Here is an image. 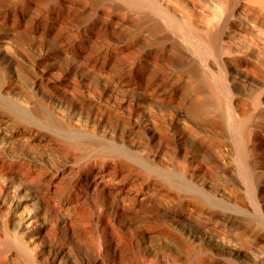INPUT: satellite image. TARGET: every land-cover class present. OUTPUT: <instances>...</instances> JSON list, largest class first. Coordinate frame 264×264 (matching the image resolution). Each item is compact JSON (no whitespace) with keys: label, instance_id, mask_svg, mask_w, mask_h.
Here are the masks:
<instances>
[{"label":"rangeland","instance_id":"374dc122","mask_svg":"<svg viewBox=\"0 0 264 264\" xmlns=\"http://www.w3.org/2000/svg\"><path fill=\"white\" fill-rule=\"evenodd\" d=\"M22 1L0 0V5H4L0 6V36H9L10 40H12L10 43L12 50L16 53L24 54L30 59L29 61L21 59L23 74L20 75L22 77L19 78L18 82V88L27 97L26 99L29 100L30 97V105L28 108H24L23 106H26L27 103L22 101L19 103V100L16 99L17 103L15 102V98L9 97L10 99H8L0 94V123L3 121L2 124L7 125V127L10 123L11 127H9L11 129L15 128L14 130L16 128L19 130L22 127L20 130L25 128L24 131H26L28 128V133H32L33 135L28 134L30 135L28 138L27 135H22L20 136L22 139L15 136L16 138L12 139L13 143L11 142L7 148H0V164L3 165L4 160V164H7V168L5 166L3 168L4 170L6 168V170L2 169L0 172V188H3V191L0 189V227H5L11 237L15 236V241H17V235L14 234L8 223V215L13 209L15 197L19 195L29 196L30 194L44 195L48 199L51 197L49 200L52 199V205L50 203L47 209L48 212L46 211V215H49L45 216L53 225H51V230L54 234H52V238L54 241L63 240L64 236L60 234L61 232L59 229H56L58 228L56 226L59 216L67 210L59 203L63 197L60 194L61 197H59L58 190L56 194L53 190H50L49 183L53 181L52 175L55 174V169H62L64 167V174L59 178L61 180L59 188L63 185L62 188L65 189L64 185H68L72 179H76L77 177L78 179L82 178V169L84 168L83 164H86L84 163L86 158L88 157L85 162H88V159L93 154L98 157L99 153L103 151L102 153L107 156L104 157L101 154V157L108 159H105L107 162L105 161V165L101 168V171L106 174H104L106 181L96 189V192L91 191L89 192L90 194L86 195V197L88 196L87 198L81 199L82 203L80 205L83 206V209L79 215H77L78 213L76 214L78 217L75 216V232L77 234L74 242H68L69 250L77 260L80 258L77 255L76 247L84 251L87 256L86 264H93L95 261H99L101 264H203V261L207 262H204V264H213L214 262V264H222L223 262H219L222 260H224V264H236L235 262L237 261L225 260L221 256L219 258L221 257L220 259L222 260L218 259L217 261L216 259L214 262L210 260L212 256L218 258V255L209 254L211 251L210 241L197 228L203 227L208 232L215 233L217 229L215 225L212 224L213 228L216 227L215 230L213 228H211L212 230L209 229L212 227L211 225L208 227L211 224L208 220L213 219L211 217H214V219L215 217H220L217 223L220 222L221 224L219 225L225 229L224 231L228 230V235H226L232 236L237 243L247 245V247L252 248L257 253L259 249L264 251V214L259 212H257L259 214L244 213L233 203L235 199L241 200L243 193L238 188L235 181L236 175L231 169L232 156L229 148V146L231 147V143L226 135L227 128L225 127V121L222 119L224 118V113L222 114L215 107L216 110H214L212 108L214 104L203 102V100L200 101L199 99L200 97L202 98L203 91H199L201 89L198 87L186 84L187 82L182 78L183 74L180 81L181 78L178 72L180 71L179 74H181L182 71L175 67L176 64L172 58H165L164 61L175 67L177 73H174L176 72L175 69L163 71L166 69L159 66L156 67L157 65L153 59L141 57L143 50L149 52L150 56L159 55V53L157 49H154L155 47L142 39L137 41L140 38L136 36L131 37L132 33L130 34V31L126 27L119 24L115 25L113 22L101 21L90 11L62 6L58 0ZM27 1L34 4L38 3L39 6H37L40 9L31 6ZM14 7L17 9L16 11L12 10V8L15 9ZM20 7L23 8L21 9ZM23 9L24 11H22ZM18 13L22 15L19 16ZM53 13L58 14L60 18L52 16ZM61 17L63 20L69 22L71 26L63 25ZM18 22L24 26L25 33L16 28ZM25 24H28V26ZM39 28L40 30L44 29L41 32H37ZM87 31H97L95 33L99 34L98 40L89 38L86 34L88 33ZM126 31L127 34L125 33ZM132 38L133 41H130V43L137 49V52L132 54L134 57L131 55L122 59L123 57L117 56L116 53L103 46V41H108L111 45L114 44L116 46L120 41H128ZM33 45H36L38 48L44 47L40 48L45 49L41 52L42 55L32 50ZM56 50L59 55L57 57L51 56L50 52H56ZM47 51L49 52L48 54ZM81 63H86L90 68L82 72L79 69ZM1 66L0 77L2 79H0V85L2 86L6 78L5 75L1 76V72L6 74V69L3 66L1 68ZM33 67L36 68L34 69ZM92 68L95 70H91ZM47 69L49 71L53 70L52 72L57 77H55L57 89L53 85L49 86L46 78L42 80V83L52 91L53 95L57 96L58 93L59 95L63 94L70 103L74 101L73 103L85 106L89 112L97 108L101 113L103 112V114L110 117L109 121L111 120L113 125L109 121L107 124H110L111 127L117 125V130L120 133H122L121 131L126 132L130 127L137 126L136 120L130 115H134V109L136 108L131 103L134 102L136 96L141 97L142 103L148 110L147 118L159 129L163 142L168 146L167 155L171 165L167 167V165H162L157 161H150L143 154H127L128 152L126 153L122 149L120 151V148H117L116 145L115 147L113 141H111L112 143L110 141L107 143L110 139L106 141L105 138L103 141L107 146L103 143L100 144L99 142H102L103 138L97 134L95 135L96 138L92 137L91 135L95 134L93 133V129L90 131L89 129H83L82 133L80 129L78 131L72 127L69 121L61 122V120L51 116L50 112L52 113V111L48 97L36 93L31 84L34 72H46L48 71ZM82 74L89 76L88 83L93 91L91 95L84 88ZM182 83L185 84L183 85ZM106 87H117L119 99L129 101L126 103V107L120 109V107L117 108V106H113L107 102L109 96L106 94ZM45 101L48 104L46 103L44 107ZM40 104H42V107L38 111ZM20 105L23 106L21 107ZM30 107L34 108L31 109ZM41 108L46 109L45 112L43 110L44 114ZM26 111L27 113H24ZM46 113L50 115L47 116L48 118L40 116L42 114L44 116ZM52 115L54 114L52 113ZM218 115L222 116V118L219 119ZM51 117H54L53 121L55 125H53V121H49L52 120ZM216 117L220 122L218 119L216 120ZM56 121L59 122L56 123ZM14 125L21 126L18 128V126L15 127ZM65 125L66 127L69 126L65 128ZM215 125L217 127L222 125L225 130L222 127L221 131V127H218L220 128L218 129L214 127ZM61 126L64 127L61 128ZM9 129L7 128V130ZM86 130L87 132L85 133L84 131ZM215 130L224 133L222 135L216 134ZM179 134H183V141H177ZM98 136L102 138L99 141L97 140L100 138ZM39 138L42 140L40 141ZM93 141L100 145L96 144V146L94 144L96 146L94 147ZM87 142H92L91 146L94 147L93 150ZM85 144L89 145L91 148L88 147V149L90 148L92 151L87 149L88 152H86L84 150L86 149L84 148ZM103 145L104 147H102ZM99 146L106 150L98 148ZM183 148L184 150H182ZM95 149L96 152H94ZM194 149L204 150L203 161L207 162L210 166L207 178L211 179L216 185L224 186L230 195L229 198L233 202L226 198L225 200L220 199V205H217L219 203L213 204L210 201L213 199L212 201L214 202L215 199L211 193L207 194L209 191L201 189L196 181L194 182L193 179L188 178L184 174L186 173L185 170H187L185 166L189 164H186L183 160V154L189 153L191 150L194 151ZM4 150L6 151L4 152ZM118 150L121 155L118 154ZM33 152L40 155L43 154L42 156L45 160L32 158L31 154ZM124 155L126 156L124 157ZM263 156L264 152L261 153V157ZM221 158L225 159L224 163L220 161ZM178 164H181L185 168H182ZM172 165H175V167ZM180 171L181 173L183 171V174ZM263 174L260 173L258 176ZM63 176L64 178L61 179ZM261 177H264V175ZM81 180L83 182V179ZM56 199H59V201ZM52 201H57L59 204L56 202L57 204L55 205ZM237 202L239 201L237 200ZM186 211L188 214L189 212L195 213L193 215V217H196L194 221L197 225H200L198 227L192 226L193 233L195 231L199 232V239L194 244L186 243L185 238L183 239L185 235L184 231L174 225L175 220L179 218L176 216H180L183 212L186 214ZM203 212L205 215L207 214L208 220L207 218L205 220L204 218L197 217L199 214H203ZM196 213L199 214L195 216ZM116 217L122 222L118 223L115 220ZM204 220L205 223L203 222ZM206 222L209 224L207 225ZM121 223L131 224L126 229ZM227 225L228 227H225ZM229 230L235 232L234 235H231ZM182 233H184L183 236ZM20 240L17 243L15 242V245H19L18 247L23 243ZM12 241L14 242V238ZM109 242L117 250L116 255L110 247L103 245ZM197 244L198 248L196 247ZM191 245L195 246L194 250L192 248L193 251L190 250L189 246ZM200 245L202 249H208H203L201 252ZM21 246L23 250L24 245L22 244ZM207 250L210 251L208 252ZM205 251L206 253L208 252L207 255L209 257L206 255L207 258L204 256L206 254ZM202 254H204V258H202L203 256L201 257ZM37 263L45 264L44 262Z\"/></svg>","mask_w":264,"mask_h":264},{"label":"bare ground","instance_id":"6f19581e","mask_svg":"<svg viewBox=\"0 0 264 264\" xmlns=\"http://www.w3.org/2000/svg\"><path fill=\"white\" fill-rule=\"evenodd\" d=\"M58 2L62 6H69L90 11L101 21L113 22L115 25L119 24L120 26L126 27V29L130 31V34L132 33L131 37L136 36L140 38L137 41L142 39L149 45L155 47L154 49H157V52L159 53V55L150 56L149 52L142 49L143 51L141 52V57L143 56L147 59H153L154 63L157 65L156 67L159 66L166 69L163 71L175 69L176 72H173L177 73L176 68L181 69L182 73L179 74L180 71L178 70V75L181 78V75L183 74L182 78L187 83L185 81L182 82L198 87L201 89L199 91H203L202 98L200 97L199 100L214 104V106H212L214 110L218 109L222 114L224 113V118H222V116L220 117L219 115L218 118L224 119L226 124V135L230 139L229 142L231 143V147L229 146L232 156L231 169L236 175L235 181L238 188L243 193V198L241 200L235 199L233 202V200L229 198L230 195L224 186L216 185L211 179L207 178V172L208 168L210 170V166L207 162L203 161V149H194V151H192V149L190 152L188 151L189 153L183 154V160L186 162V164H189L188 166H185L187 167V170L184 169L186 171L184 174H186L188 178L190 177L193 179L194 182L196 181L201 189L209 191L207 194L211 193L215 199V203L212 201L213 199L210 201L213 204L219 203L217 205H220V199L225 200L227 198L230 199L234 205L244 213L253 214L259 212L264 214V177H261L264 174L258 176V174L264 173V156L261 157V153L264 152V0H58ZM29 4L36 9H40L38 7V3L34 4L33 2H29ZM14 8L15 9L12 8V10L16 11V7ZM22 11H24V9ZM21 13H18L19 16L22 15ZM52 16L55 18H60V16L55 13H53ZM61 21L63 25H70V23L66 20H63L62 17ZM18 23L16 28L19 31L25 33L24 26ZM25 25L28 26V24ZM42 29H37V32H41ZM127 31L125 32L126 34ZM95 32L92 31L86 34L89 38L98 40L99 34L97 35ZM11 41L12 40H10V37L7 35L0 36V65L6 69V74L1 72L3 74H1V76L5 75L6 79L3 78L5 82H3L4 84L2 86L0 85V94L2 96L4 95V97L8 99L11 97L15 98V102H17V99L19 100V103L20 101L27 103L25 106L24 103L21 102L24 106H20L28 108L30 105V97L29 100L26 99L27 97L23 95V93L19 90L20 88H18V82L19 78L22 77H20V75L23 74V65L21 63V59L25 61H29L30 59L26 55L16 53L14 50H12L10 44ZM130 41H133V38L128 41H120L116 46H114V44L111 45L110 42L108 43V41H103V46L116 53L117 56L119 55V57H123L122 59H124L125 57L131 56L137 52V49L130 43ZM134 42L136 43L135 40ZM40 48H38L36 45H33L32 50L42 55L41 52H43L45 49ZM48 53L49 52L47 51V54ZM50 55L57 57L59 54L56 50V52L51 51ZM165 58H172L176 64V68L169 65V63L167 64L164 61ZM2 66L1 68H3ZM88 68H90V66H88L86 63H81L79 66V69L82 72ZM93 68L91 70H95ZM52 71H41L40 73L38 72L39 74L37 72L36 74L34 71V73L31 72L34 74L31 78L32 87L36 93L48 97V102L50 103L51 107L50 109L54 114L52 115L50 112L51 116L56 117L58 120H61V122L69 121V124L72 127L76 128L77 130L80 129V131L83 129H89V131L93 129L94 132H92L95 134L91 135L92 137L96 138L95 135L97 134L103 138L102 139L100 136H98L100 137L97 139L98 141L102 139V142H99L100 144H104L103 141L105 138L106 141L110 139L107 141V143H109V141H113L114 146L116 145L117 148H120V151L122 149V151L124 150L126 153L128 152L127 154H143L145 155L146 159L150 161H157L162 165H167V167L171 165L167 155L168 146L163 142L159 129L147 118L148 110L142 103L141 97L136 96L134 102L131 103L134 105V107H136L134 109V115H130L136 120L137 128L130 127V129L127 131L125 130L126 132L121 131L122 133H120L119 130H117V125L115 126L117 128H115L111 127L110 124V126L107 124L110 117L103 114V112L101 113L99 110H97V108H95L96 110L92 109L89 112L85 106L83 107L78 103H73L74 101L70 103L62 93V95H59V93L57 96L53 95V93H51L52 91L46 88L47 86L45 87L42 83V80L46 78L47 83L49 82V86L53 85L57 89V80L55 79L56 76ZM82 75V79L84 80V88L91 95L93 91L88 83L89 76L86 74ZM0 79H2V77H0ZM47 83L46 85H48ZM185 83L182 84L184 85ZM105 91L109 96L107 102L113 106H117V108L120 107V109L126 107V103L129 101H126L125 99H119V90L117 87H106ZM64 94L67 95L65 92ZM196 99L198 100L197 97ZM46 103L47 101H45L44 104L42 103L43 106ZM42 104L38 106V111L40 107H42ZM47 106L49 107V105ZM30 108L32 109L34 107ZM41 109L42 112L43 110L44 112L46 111V109ZM24 113H27V111ZM48 114L49 113H46V115L40 116H50ZM54 117H51L52 120L49 121H53ZM218 118L216 117V120ZM219 119L218 121L220 122ZM46 121L48 123L47 119ZM58 122L56 121V123ZM109 122L111 123V120ZM2 123H0V148H7L11 142L13 143L12 139L16 138L15 136L20 137L22 135H27L28 138V136L32 134L28 133L29 129L27 127V130L24 131L25 128L20 130L22 128H20L21 125H17L20 129L18 130L16 128V130H14L15 128H10L11 125L9 121L8 123L10 127H7V125ZM53 125H55V123ZM14 126L17 127L16 125ZM63 127L61 126V128ZM67 127L65 125V128ZM214 127L217 126L215 125ZM218 127H221V129ZM218 127L217 128L221 131L224 128L222 125ZM7 128L10 129L7 130ZM87 130L84 132L86 133ZM223 130H225V128ZM221 131L217 130L216 134L222 135L224 132ZM89 134L91 133L89 132ZM183 139V134H179L177 141H183ZM39 140L41 141L42 139L39 138ZM88 143L91 146L92 142H87V144ZM87 144H85L84 147L86 149L83 148L86 152H88L87 149L90 147ZM92 144L94 147L100 145L98 143H94V141ZM94 144L97 145L95 146ZM104 145L107 146V144ZM104 145L102 147H104ZM94 147L91 149L93 150ZM90 148L88 150H91ZM98 148H101V146ZM101 149L106 150L104 148ZM97 150L101 151L100 149ZM119 150L118 154L121 155ZM182 150H184V148ZM5 151L6 150H4V152ZM94 152H96V149ZM102 152L103 151L99 153L100 157L102 156L101 154H103ZM115 152L117 153L116 150ZM42 155L36 154L34 152L31 154L32 158L35 157L36 159L44 161L45 158ZM103 155L104 157L107 156L105 154ZM126 155H124V157ZM92 156H89L90 158L88 159V162H85L87 161L88 157L84 161L86 164H83L84 168L82 167V178L80 176V178L83 179V182H81L82 180L78 179L77 177L76 179H72L68 185L64 183L66 184L64 185L65 189L62 188V184V186L59 188V183L61 181L59 178L64 174L63 167L62 169H55V174L52 175L54 177H52L53 181H50L52 183H49V187H51L50 190H53L55 194L58 190V195L60 194L63 197L59 203L62 207H65V210H67L65 213H62V215L59 216L56 226L58 227L56 229H59L61 232L60 234L64 236L63 240H53V233L51 230L52 224L45 217L49 215H46V211L51 203L52 199L49 200L51 197L48 199L44 197V195L41 196L38 194H30L29 196H16L13 209L8 215V223L11 230L17 235L16 240L18 239L17 241H19V239H21L20 241L23 242L22 244L24 245V249H21L22 244H20V247H18L19 245H15L17 243V241H15V236H13V242V238L9 234V231L5 227H0V264H35L37 262H44L45 264L87 263V256L85 255L84 251L76 247V252L80 258V261L77 260L69 250L68 242H74L77 234V232H75V216L77 213V215H79L83 209V206L80 205V203H82L81 199H85L84 197H86V195L91 191L96 192V189L106 181V174L101 171V168H103L105 161L108 159L105 158V160L103 157L100 158L99 156L98 158L96 155L94 156V154ZM204 160L206 161V159ZM4 161L3 165L0 164V172L4 166L7 168V164L5 165ZM220 161L224 163L225 159L221 158ZM178 165L182 166L181 164ZM172 166L175 167V165ZM185 167L182 166V168ZM183 171L182 173L180 171V173L183 174ZM64 176L61 179H63ZM258 177L262 179H259ZM1 190L3 191V188ZM60 195L59 197H61ZM211 195H209L210 198H212ZM237 200L239 202H237ZM57 201H59V199ZM56 202L53 203L56 205L58 203ZM68 208H70L69 211ZM184 213L185 212H183V214L180 216H176L179 218L175 220L174 225H176L175 227H179L184 231L185 235L183 239L185 238L187 241L186 243L194 244L199 239V232L195 231V233H193L192 226L198 227L200 225H197V223L194 221V218L196 217H193V215L195 213ZM198 214L196 213L195 216ZM206 215L203 212V214L201 213V215L199 214L197 217L204 218L205 220L207 218L208 220V216ZM211 218L213 219L208 220L211 222V224L207 222L206 223L207 225L209 224L208 227H210V225L212 226V224L217 227V229L216 227L213 228V226L209 228H213L214 230L216 229L215 233L208 232V230L202 226V228H197V230L202 232L205 237H208L210 241L211 251L207 250L208 252L210 251L209 254L218 255V258L211 255L212 259L210 260L214 262V260L216 261L217 259L218 261V259L223 257L225 260L228 259L232 262L237 261L235 262L236 264L238 262L241 264H264V251L262 249H259L257 253L252 248L247 247V245L237 243L234 241L232 236H227L228 230L224 231L225 229L219 225L221 223H217V220L220 217H215V219L214 217ZM115 220L118 223L121 221L118 217H116ZM205 220L203 221L204 223ZM121 224L127 229L131 223ZM225 227H228V225ZM229 232L231 235H234L235 233L231 230H229ZM184 233H182V236ZM109 243H104L103 245L105 247H110V249H112L116 255L117 250L113 248L111 243ZM193 246L194 245L189 246L191 248L190 250H192V248L194 250L195 246ZM196 247H199L198 244ZM200 249L202 252L203 249L206 250L208 248L202 249L201 246ZM208 252L206 253L205 251L206 254H202L201 257L204 255L205 258H207L206 255ZM204 256L202 258H204ZM219 256L221 257L219 258ZM204 262L207 263L206 261H203V264ZM219 262H223L222 264L225 263L224 260ZM93 264H101V262L95 261Z\"/></svg>","mask_w":264,"mask_h":264}]
</instances>
